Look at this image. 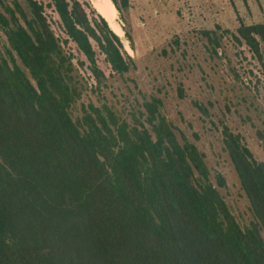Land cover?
Returning a JSON list of instances; mask_svg holds the SVG:
<instances>
[{
  "label": "trees",
  "instance_id": "trees-1",
  "mask_svg": "<svg viewBox=\"0 0 264 264\" xmlns=\"http://www.w3.org/2000/svg\"><path fill=\"white\" fill-rule=\"evenodd\" d=\"M25 1L0 12V264H264V163L225 128L244 229L160 99L109 102L136 64L93 2ZM238 33L260 56L264 24Z\"/></svg>",
  "mask_w": 264,
  "mask_h": 264
},
{
  "label": "rangeland",
  "instance_id": "rangeland-1",
  "mask_svg": "<svg viewBox=\"0 0 264 264\" xmlns=\"http://www.w3.org/2000/svg\"><path fill=\"white\" fill-rule=\"evenodd\" d=\"M12 1L0 0V12ZM117 1L122 8L120 13L113 5L121 26L117 32L136 69L109 80V102L127 117L146 99H160V111L179 137L205 155L212 182L218 187L216 176L224 178L226 186L218 189L240 226L248 228L254 217L223 132L238 135L264 163V43L256 56L238 33L243 25L264 24V0ZM19 2L30 13L26 1ZM4 43L0 31V47Z\"/></svg>",
  "mask_w": 264,
  "mask_h": 264
},
{
  "label": "bare ground",
  "instance_id": "bare-ground-1",
  "mask_svg": "<svg viewBox=\"0 0 264 264\" xmlns=\"http://www.w3.org/2000/svg\"><path fill=\"white\" fill-rule=\"evenodd\" d=\"M95 8L102 14L110 23V25L117 31L121 26L115 22L118 19V12H114V4L112 0H93ZM129 48V44L127 45Z\"/></svg>",
  "mask_w": 264,
  "mask_h": 264
}]
</instances>
